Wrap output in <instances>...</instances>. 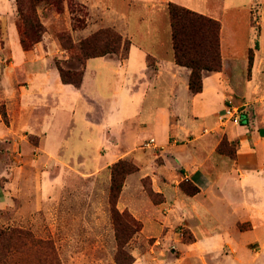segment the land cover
<instances>
[{
  "label": "rangeland",
  "instance_id": "obj_1",
  "mask_svg": "<svg viewBox=\"0 0 264 264\" xmlns=\"http://www.w3.org/2000/svg\"><path fill=\"white\" fill-rule=\"evenodd\" d=\"M226 2L228 6L224 0H208L210 11L225 25L226 73L230 76L228 68L234 63L237 68L245 63L243 76L249 77L253 64L249 48L258 41L260 17L253 9L249 18L248 10L237 0ZM14 3L18 28L16 0ZM168 3L163 0H62L60 12L56 6L43 3L37 13L45 29L41 41L45 51L41 58L34 51L35 58L44 69H53L59 76L57 63L64 68L80 69L74 60L77 50H64L57 36L67 33L77 46L98 31L109 29L121 35L123 42L133 41L139 49L140 44L148 47L150 54L160 60L173 59ZM262 44L264 48V39ZM123 47L114 42L108 46L99 42L92 52L117 51L104 56L123 62L126 53ZM252 50L254 60L256 51ZM136 53L133 69L137 72L130 77V82L140 79V54ZM11 61L7 51L0 52V264H118L117 260L127 264L129 256L132 264H264L261 243H244V247H238L240 237L238 243H233L223 240L224 235L218 242L204 243L201 240L204 233L193 231L191 226L195 229L200 226L199 217L187 214L185 209L190 204L182 197L197 195L198 188L186 177L172 152L154 147L155 141L149 140L154 135L150 126L147 134H140L143 121L149 122L147 114L146 119L140 117V99L139 102L111 99L112 106L104 112L112 124L108 125V140L95 141L85 135L81 141L78 136H66L69 138L66 149L52 151L42 135V120L47 118L44 105L40 103L34 108L33 115L38 120L35 131L18 119L24 113L18 107L20 93L29 87L30 80L19 70L6 71V64ZM229 104L248 110L242 102L232 100ZM95 111L98 113L97 108ZM219 116L217 122L224 128L227 124H222ZM144 134L148 141H143ZM224 142L221 141L217 150L221 147L220 153L232 152ZM122 162L135 172L117 180L116 188L121 192L114 201L113 180L122 172L119 166ZM146 172L150 174L143 176ZM199 202L203 208L216 211L214 219L207 216L206 227L210 229L206 234H216L218 229H211L216 222L228 229L238 216L243 217L232 214L215 201L210 204L201 198ZM117 214L129 215L139 224V230L131 236L122 225L127 238L122 241L126 244L121 253ZM248 227L240 225L241 230ZM7 231L13 233L10 242L3 234ZM233 257L239 263L231 261Z\"/></svg>",
  "mask_w": 264,
  "mask_h": 264
},
{
  "label": "crops",
  "instance_id": "obj_2",
  "mask_svg": "<svg viewBox=\"0 0 264 264\" xmlns=\"http://www.w3.org/2000/svg\"><path fill=\"white\" fill-rule=\"evenodd\" d=\"M163 1L221 21L214 11H210L208 0ZM237 2L248 10L249 18L253 9H256L260 17L258 41L254 47L249 48H255L256 51L251 75L243 76L247 66L245 63L239 68L234 63L233 67L228 68L230 76L226 73L223 49L227 45V38L225 25L220 22L223 68L221 71L205 74L202 92L194 95L189 89V68L177 65L174 57L160 60L150 54L148 47L140 44L139 49L133 41L128 58L123 62L109 56L91 58L86 62L80 88L64 84L57 71L44 69L45 66L40 65L35 58L37 55L42 57V52L45 51L41 45L43 42L36 45L34 50L23 49L15 23L14 0H0V52L7 51L12 56V61L6 64L5 70L9 73L11 69L19 70L26 80H30L29 87L20 93L18 107L24 113L18 117L19 121L35 131L38 120L33 115L34 108L40 103L44 105L47 118L42 120V135L46 137L49 150L60 151L66 149L67 141L73 135L78 136L81 141L85 139V135H90L95 141L108 140V125L112 124L104 112L109 111L112 106L111 99L137 102L140 99V117L146 119L147 114L149 119V122L145 120L141 124L140 134L146 133L150 126L154 135L151 134L149 140L155 141L154 147L160 150L167 148L172 152L183 166L186 177L198 188L197 195L182 197L184 202L190 204L185 209L187 214L199 217L196 220L200 222V226H195L196 229L191 226L193 231L204 233L205 236L201 239L204 243L218 242L224 235L223 240H231L233 243H238L240 237L241 241L236 244L238 247H244V243H261L264 246V0ZM225 3L228 6L226 0ZM126 25L128 28V24ZM34 51L37 55H34ZM135 51L140 54V79L130 82V77L137 72L133 66ZM153 60L155 64H151ZM232 100L235 103L242 102L248 108H240L241 115H246L247 122L244 123L242 118L238 125L228 123L221 128L217 118ZM66 117H69L68 120ZM65 120L66 123L63 124ZM80 125L83 128H79ZM95 125L99 127V131ZM78 129L81 131L78 132ZM82 129L90 133L85 134ZM205 130L212 132L206 134ZM146 134L144 142L148 141ZM222 140L234 150L233 157L217 150ZM148 174L150 173L146 172L143 176ZM152 174L156 177L155 173ZM153 180L156 183L155 178ZM201 198L210 204L215 201L232 211V214L243 217L238 216L228 229L219 227V222H216L211 227L218 229L216 234H206L210 229L206 227L207 216L214 219L216 211L203 208V204L199 202ZM245 224L249 225L248 229L241 230L240 225ZM231 261L239 263L235 257Z\"/></svg>",
  "mask_w": 264,
  "mask_h": 264
},
{
  "label": "trees",
  "instance_id": "obj_3",
  "mask_svg": "<svg viewBox=\"0 0 264 264\" xmlns=\"http://www.w3.org/2000/svg\"><path fill=\"white\" fill-rule=\"evenodd\" d=\"M43 3L46 5H54L57 11H61L60 5L62 0H16L18 14L17 24L20 31L21 45L26 51L32 50L41 42L45 33L44 26L37 13L38 7ZM167 7L174 62L179 66L190 69L189 89L192 94L196 95L203 90V77L205 73L222 70L223 60L220 45L221 23L210 16L200 14L172 2H169ZM57 37L64 50H77L74 60L78 61L81 66L80 69H76L75 67L64 68L60 63H57L62 82L64 84L74 85L76 88H80L82 85L87 60L117 52L107 50L102 53L94 54L95 52L92 51L95 50L97 43L103 42L105 46H108L114 42L118 44L120 48L124 46L123 50L126 53L122 57L123 60L128 58L131 46L130 42H123L121 35L109 29L98 31L86 40L81 41L77 46L74 45L72 37L67 33H61ZM256 48H258V45H256ZM249 54L250 63H252V49ZM219 150L220 152L222 151L221 147ZM226 154L233 157L234 150L232 149V152L226 151ZM119 166H121L123 170L121 173L114 176V185L111 190V197L114 201H117L121 192L119 188H116L117 180L120 177L124 179L128 174L135 172V169L126 163L122 162ZM115 218L117 238L119 241L118 250L121 253L126 244L123 242L126 241L127 238L125 237L126 234L123 233L121 229V227H123L122 225H124L126 231L129 232L128 236H131L139 230V224L126 214H117ZM141 228L140 226V230ZM3 234L7 236L6 239L10 242L13 233L7 231ZM117 262L118 264H123L119 260H117ZM127 264H132V257L129 256V262Z\"/></svg>",
  "mask_w": 264,
  "mask_h": 264
},
{
  "label": "built area",
  "instance_id": "obj_4",
  "mask_svg": "<svg viewBox=\"0 0 264 264\" xmlns=\"http://www.w3.org/2000/svg\"><path fill=\"white\" fill-rule=\"evenodd\" d=\"M219 120L222 124L232 123L235 125L240 124L242 120L241 110L240 108L229 104L223 110V113L219 116Z\"/></svg>",
  "mask_w": 264,
  "mask_h": 264
},
{
  "label": "water",
  "instance_id": "obj_5",
  "mask_svg": "<svg viewBox=\"0 0 264 264\" xmlns=\"http://www.w3.org/2000/svg\"><path fill=\"white\" fill-rule=\"evenodd\" d=\"M242 118H243V122L246 123L247 122L246 115H243Z\"/></svg>",
  "mask_w": 264,
  "mask_h": 264
}]
</instances>
